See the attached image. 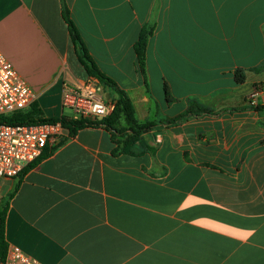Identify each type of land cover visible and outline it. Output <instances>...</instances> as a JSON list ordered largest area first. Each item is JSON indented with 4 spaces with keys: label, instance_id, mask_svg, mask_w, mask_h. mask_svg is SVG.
Here are the masks:
<instances>
[{
    "label": "crops",
    "instance_id": "obj_1",
    "mask_svg": "<svg viewBox=\"0 0 264 264\" xmlns=\"http://www.w3.org/2000/svg\"><path fill=\"white\" fill-rule=\"evenodd\" d=\"M63 2L97 66L158 126L131 153L103 127L67 134L3 179L8 247L42 264H264V0H0V51L46 118L73 119L65 87L92 78ZM150 26L146 85L134 46ZM192 104L211 112L161 124Z\"/></svg>",
    "mask_w": 264,
    "mask_h": 264
},
{
    "label": "built area",
    "instance_id": "obj_2",
    "mask_svg": "<svg viewBox=\"0 0 264 264\" xmlns=\"http://www.w3.org/2000/svg\"><path fill=\"white\" fill-rule=\"evenodd\" d=\"M104 87L96 78L77 86H66L62 104L73 112L74 120L95 121L109 116L115 100L104 96ZM36 99L34 90L20 76L11 61L0 51V115L27 110ZM63 124L0 125V188L3 179L19 177L26 167L38 160L45 149L55 148L67 136ZM1 201V195H0ZM1 230V219H0ZM0 264H42L17 246H9Z\"/></svg>",
    "mask_w": 264,
    "mask_h": 264
},
{
    "label": "trees",
    "instance_id": "obj_3",
    "mask_svg": "<svg viewBox=\"0 0 264 264\" xmlns=\"http://www.w3.org/2000/svg\"><path fill=\"white\" fill-rule=\"evenodd\" d=\"M63 15L64 19L68 23L71 38L76 47V52L80 63L84 66L89 77L98 79L102 84L110 86L118 94L116 101V107L114 111L107 117L95 120H74L69 117L62 118H46L44 117L41 109L37 104H34L27 110L18 111L11 115H0L1 124H38V123H55L60 121L64 128L68 131V137H75L80 130L88 127H103L111 134V139L116 145L114 152L116 153H131L133 152L134 146L142 140L144 134L153 130L158 123L155 121L147 120L140 121L136 116V110L132 98L125 90L119 88L117 84L107 76L94 62L90 53L83 42L81 35L70 17V12L63 2ZM154 26L145 27L142 29L137 42L135 43L134 50L137 56L138 68L142 76L144 77L145 84L147 85V47L150 38L154 34ZM246 79L245 74L242 71H238V82H244ZM211 111L207 108L201 107L196 104H192L186 112L174 117L161 121L162 125L172 126L178 124L188 118L194 116H200L201 114H209ZM64 138L59 146L65 141ZM59 146L52 148L49 153L43 155L36 160L34 163L29 165L21 173L23 177L27 170L33 165L37 164L41 159L49 156ZM46 151V150H45ZM18 186L16 187V190ZM15 190V191H16ZM14 193H11L8 197L2 198L0 201V219H1V230H0V261L5 259L8 245L5 238V217L9 208V201L13 197Z\"/></svg>",
    "mask_w": 264,
    "mask_h": 264
},
{
    "label": "rangeland",
    "instance_id": "obj_4",
    "mask_svg": "<svg viewBox=\"0 0 264 264\" xmlns=\"http://www.w3.org/2000/svg\"><path fill=\"white\" fill-rule=\"evenodd\" d=\"M67 112H69V113H70L71 111H70L69 109H67Z\"/></svg>",
    "mask_w": 264,
    "mask_h": 264
}]
</instances>
